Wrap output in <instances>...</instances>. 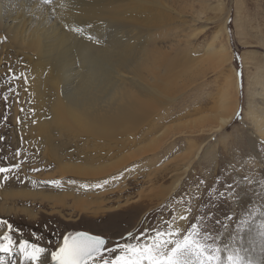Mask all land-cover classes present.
I'll use <instances>...</instances> for the list:
<instances>
[{
  "label": "bare ground",
  "instance_id": "1",
  "mask_svg": "<svg viewBox=\"0 0 264 264\" xmlns=\"http://www.w3.org/2000/svg\"><path fill=\"white\" fill-rule=\"evenodd\" d=\"M195 4L208 7L215 15L225 11L224 0H0V65L5 69L0 72V166L21 156L16 169L30 159L32 163L37 160L38 168L54 167L53 175L57 173L60 179L97 180L115 171L122 175L132 160L158 152L173 131L156 122L158 106H171L205 68L221 67L224 59L231 60L222 40L229 14L207 17L203 29L192 28L177 48L166 49L161 44L174 35L181 38L189 23H197L188 21L186 13ZM213 22H219L220 28L204 49L197 39ZM9 67L21 76L12 83L19 90L23 111L15 101L5 110L2 97ZM228 84L218 103L221 111L203 114L200 119L205 120L191 127L194 132L219 133L233 122L240 105L239 84L236 78ZM208 119L214 123L210 129ZM251 119L261 125L258 117ZM20 135L28 140L35 136L44 150L40 154L18 150ZM204 146L189 151L192 156L182 169L175 170L179 178L170 192L178 188L181 176ZM10 194L36 202L51 200L40 191ZM58 198L65 202L64 195ZM79 202L75 196L74 203ZM89 210L95 215L101 211ZM141 264L152 262L147 258Z\"/></svg>",
  "mask_w": 264,
  "mask_h": 264
},
{
  "label": "rangeland",
  "instance_id": "2",
  "mask_svg": "<svg viewBox=\"0 0 264 264\" xmlns=\"http://www.w3.org/2000/svg\"><path fill=\"white\" fill-rule=\"evenodd\" d=\"M224 4L220 15L195 4L186 13L188 21L197 20L194 24L198 26L189 23L181 38L174 35L161 43L166 49L177 48L179 40L192 34V28L203 29L207 17L229 14L222 40L229 47L231 60L224 59L221 67L205 68L171 106H158L156 122L173 130L158 152L132 160L122 175L115 171L100 180L60 179L57 173L53 175L54 167L38 168L37 160L32 163L30 159L21 163L7 182L0 176V219L22 234L13 235L17 242L21 238L36 242L32 237L36 234L43 237L45 246L48 241L54 246L66 234L87 231L105 237L108 247L117 243L143 247L149 242L150 251L142 254L140 261L148 258L152 264L160 260V264H237V257L240 264H264V0H224ZM197 12L203 13L202 21H198ZM214 22L207 34L197 39L198 46L206 49L208 40L219 30L220 23ZM1 71L5 72L4 65H0ZM235 78L240 105L233 122L219 133L194 132L191 127L205 120L200 119L203 114L221 111L218 103L222 92ZM21 104L19 100L20 110ZM252 115L261 125L254 124ZM207 123L209 129L214 125L209 119ZM180 128H185L184 132ZM33 137L30 141L17 136V149L40 154L43 143ZM201 145L205 146L199 157L181 176L178 188L170 192L179 178L175 170L182 169L192 156L189 151L199 150ZM91 183L94 186H85ZM24 189L40 191L51 200L10 197L11 191ZM69 193L74 196L68 198ZM63 195L65 202H58ZM85 207L101 211L95 215ZM6 230L0 227V235ZM113 255L106 253V258ZM0 259L8 264L15 259L19 264L18 254L10 257L0 253ZM47 264H51L50 259Z\"/></svg>",
  "mask_w": 264,
  "mask_h": 264
},
{
  "label": "snow or ice",
  "instance_id": "3",
  "mask_svg": "<svg viewBox=\"0 0 264 264\" xmlns=\"http://www.w3.org/2000/svg\"><path fill=\"white\" fill-rule=\"evenodd\" d=\"M6 78L8 79V85L2 99L5 110H9L10 104H12L13 101L19 103V90L12 81H19L21 76L9 67ZM24 78H26V76ZM9 91H12V95H6ZM21 111H23V109H21ZM240 115L241 114H239L237 118H239ZM20 122H23L21 117ZM20 158L21 156H18L17 159H15L16 162H10L7 166L0 167V176L3 177L4 182L12 178L11 173L17 170L16 165ZM26 182L27 181H25V183ZM0 227H6L7 229L3 235H0V253H6L9 256L18 254L19 264H47L48 259H50L51 264H96L97 260H100V264H141L140 256L150 251L148 248L149 242L147 241L143 247H137L129 243H117L113 247H108V241L105 237L90 233L66 234L63 236L62 240L54 246L51 241H48L47 246H45L42 243L43 237L37 238L36 234H32L33 241L36 242L23 238L19 239L17 242V240L13 238V235L22 234L19 233V230L15 229L10 222L0 219ZM128 239H135V237L128 236ZM106 253L115 255L109 259L106 258ZM0 264H8V262L0 259ZM11 264H17V261L13 259ZM237 264H240L238 257Z\"/></svg>",
  "mask_w": 264,
  "mask_h": 264
},
{
  "label": "water",
  "instance_id": "4",
  "mask_svg": "<svg viewBox=\"0 0 264 264\" xmlns=\"http://www.w3.org/2000/svg\"><path fill=\"white\" fill-rule=\"evenodd\" d=\"M87 233H90V232H87V231H79V232H76V234H87ZM90 234H92V233H90Z\"/></svg>",
  "mask_w": 264,
  "mask_h": 264
}]
</instances>
